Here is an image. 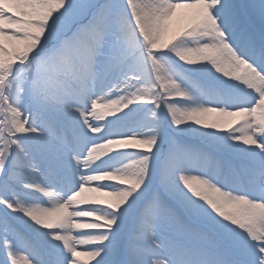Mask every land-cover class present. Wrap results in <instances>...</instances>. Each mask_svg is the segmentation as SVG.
<instances>
[{
  "label": "snow or ice",
  "instance_id": "obj_1",
  "mask_svg": "<svg viewBox=\"0 0 264 264\" xmlns=\"http://www.w3.org/2000/svg\"><path fill=\"white\" fill-rule=\"evenodd\" d=\"M0 264H264V0H0Z\"/></svg>",
  "mask_w": 264,
  "mask_h": 264
}]
</instances>
